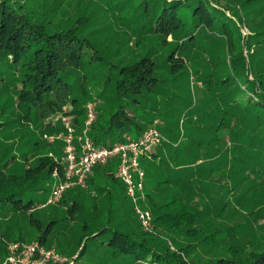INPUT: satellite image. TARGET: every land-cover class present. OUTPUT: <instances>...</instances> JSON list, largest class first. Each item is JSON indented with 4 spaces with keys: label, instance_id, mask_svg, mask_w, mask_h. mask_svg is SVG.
<instances>
[{
    "label": "trees",
    "instance_id": "trees-1",
    "mask_svg": "<svg viewBox=\"0 0 264 264\" xmlns=\"http://www.w3.org/2000/svg\"><path fill=\"white\" fill-rule=\"evenodd\" d=\"M203 3L204 0H0V80L7 89L5 94L8 93L1 95L0 101L4 100L8 106L12 104L18 110L16 120L31 128L16 131L22 142L20 147H15L19 141L8 143L7 134L0 140V263L10 254L3 238L23 242L30 240L26 238L28 235L47 245L51 230L61 220H68L65 229L73 236L80 230L76 224L82 225L84 233L79 236L76 251L88 237L77 259L86 253L91 245L88 240L93 238L92 245L98 249V264H189L185 252L209 243L210 234L198 235L192 205L191 211L187 210L188 204L166 208L167 203L158 205L147 194L154 208L159 206L160 209L158 216L152 212L157 232L145 230L138 216L137 220L128 219L117 188L112 185L121 182L113 172L117 158L94 167L88 188L75 186L67 190L57 203L67 206L65 211L57 206L65 213L64 217L62 211L52 214L45 228L38 215L39 206L47 201L54 185V155L63 160V142L42 136L64 129L61 123L53 126L50 117L54 114L72 116L73 125L80 133L87 118L86 106L94 102L98 117L89 134L96 144L112 145L124 140L127 134L141 137L150 123L156 121L159 112L146 91L154 90L165 81L156 75L159 65L151 55L152 49L174 45L164 67L177 73L183 66L182 49L190 50L196 43L198 33L194 24L197 28L206 25L216 29L222 22L218 8L214 7L216 15H213ZM223 13L230 18L227 12ZM124 18L139 32L131 45L129 55L132 53V56L124 55L122 47L115 45L118 32L113 31V24ZM226 24L224 19L223 25ZM237 27L241 26L237 24ZM144 33L149 34L150 39L142 37ZM142 38L148 40V52L139 48L143 45ZM159 54L165 56L162 52ZM90 74L101 84L98 96L88 88ZM238 77H242L241 81L246 77L253 85L248 84L250 89L264 88V73L253 78L250 75ZM227 80L219 77L213 82L220 84ZM254 94L251 106H247L255 110L250 118L264 122V94L258 91ZM248 151L251 153L252 148ZM30 152L33 162L27 154ZM160 153L158 150L148 159ZM19 155L23 156V162ZM90 190L107 195L102 200L101 214L98 210H89L84 203L87 197L83 193ZM57 204L51 205L56 207ZM187 214L190 216L186 217ZM12 231L17 233L12 236ZM167 232L189 240L197 239L200 244L184 245L185 242L177 238L173 248L164 238ZM247 257L249 264H264V252L252 250ZM55 263L58 262H48ZM213 264H230V260L221 258Z\"/></svg>",
    "mask_w": 264,
    "mask_h": 264
},
{
    "label": "rangeland",
    "instance_id": "rangeland-1",
    "mask_svg": "<svg viewBox=\"0 0 264 264\" xmlns=\"http://www.w3.org/2000/svg\"><path fill=\"white\" fill-rule=\"evenodd\" d=\"M203 4L213 15H216V6L222 22L216 29L206 25L197 28L194 24L198 33L196 43L190 50L182 49L180 57L183 66L177 73L164 67L166 56L174 45L152 49L151 55L159 65L156 75L165 81L146 93L153 105L159 107L157 127L165 141L158 148L161 152L158 156L152 159L141 157L142 167L147 173L144 193L149 194V199L158 205L167 203L166 208H172L175 204L176 207L188 204L187 210L191 211L190 208L194 206L192 213L197 218L198 235L210 234L207 240L209 243L203 247L197 239L189 240L172 232L164 236L173 244V248L177 238L185 242L184 245H199L185 252L189 264H213L221 258L230 260V264H249L248 252H264V122L255 117L251 120L255 110L247 106H251V99L256 97L254 92L264 94V88L250 89L249 86H253L251 82L246 77L241 81L242 77L238 76L250 75L253 78L254 75L264 73V0H204ZM224 11L230 18L225 16ZM231 18L241 27L238 28ZM224 19L226 26L223 25ZM112 29L118 32V44L115 45L122 47L124 55L132 56V53L129 55L131 45L136 42L139 32H135L137 30L126 18L114 23ZM144 35L149 38V34L144 33L142 37ZM142 41L143 45L139 48L142 52H148V40L142 38ZM160 52L165 56H158ZM4 75L7 80L8 74ZM219 77L228 80L225 83H214ZM94 79L97 80L90 74L88 88L93 95L98 96L102 87ZM12 86L13 83L8 86L9 90ZM6 90L0 80V96ZM100 100L97 102L99 106L102 104ZM3 101H0V140L7 134V142L13 143L20 140L16 131L31 128L19 122V119L16 120L18 110L12 104L5 105ZM69 117L72 118L66 114H54L50 117L51 124L62 125ZM7 118L11 123H4L8 121ZM153 124L150 123V126ZM20 145L21 141L15 147ZM248 147L252 148L251 153ZM17 153L21 154V151ZM27 154L33 162V154ZM19 160L23 162L22 155H19ZM118 167L117 161L113 165L115 174ZM112 185L117 188L126 217L137 220L134 202L127 196L124 182L121 180L119 184ZM83 196L87 197L84 200L87 208L98 210L101 214L102 200L107 195L90 190L84 192ZM139 203L141 207L154 212L155 216L160 215L159 206L154 208L147 198ZM57 206L64 211L67 207L62 204L56 207L39 206L38 215L43 227H47L52 214L62 211ZM167 212L170 213V210ZM68 223V220H61L51 230L49 241L44 245L67 259L64 263L55 264H98V249L92 245L93 238L88 240L91 245L86 253L77 259L88 237L76 251L79 236L84 231L82 225L76 224L80 230L73 236L72 232L65 229ZM154 231L157 232V229L153 224ZM216 232L219 233L215 236ZM16 233L12 231V236ZM26 238L30 240L23 242H40L36 237L27 235ZM3 240L8 249L14 241L13 238Z\"/></svg>",
    "mask_w": 264,
    "mask_h": 264
},
{
    "label": "built area",
    "instance_id": "built-area-1",
    "mask_svg": "<svg viewBox=\"0 0 264 264\" xmlns=\"http://www.w3.org/2000/svg\"><path fill=\"white\" fill-rule=\"evenodd\" d=\"M87 118L80 133H77L71 118H67L64 129L56 133H45L50 141L63 142V160L54 155L56 165L52 171L54 185L47 201L41 206L57 204L72 187L88 188V178L98 164H107L117 158L119 167L116 175L124 182L127 194L134 202V208L145 230H153V214L149 208L140 206L139 201L146 199V171L142 167L141 157H151L164 143L165 137L155 123L148 127L139 138L125 135V139L112 145L96 144L89 132L97 120L96 104L88 102ZM63 163V165H62ZM10 254L1 264H48L64 263L67 259L53 249L46 248L40 242L13 241L9 244Z\"/></svg>",
    "mask_w": 264,
    "mask_h": 264
},
{
    "label": "crops",
    "instance_id": "crops-1",
    "mask_svg": "<svg viewBox=\"0 0 264 264\" xmlns=\"http://www.w3.org/2000/svg\"><path fill=\"white\" fill-rule=\"evenodd\" d=\"M158 152V151H157Z\"/></svg>",
    "mask_w": 264,
    "mask_h": 264
}]
</instances>
